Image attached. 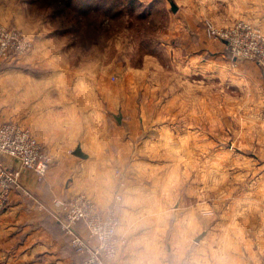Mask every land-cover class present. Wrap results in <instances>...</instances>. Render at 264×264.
<instances>
[{
    "label": "crops",
    "instance_id": "crops-1",
    "mask_svg": "<svg viewBox=\"0 0 264 264\" xmlns=\"http://www.w3.org/2000/svg\"><path fill=\"white\" fill-rule=\"evenodd\" d=\"M148 2L167 6L165 0ZM172 2L182 18L176 19L178 13L170 24L182 29L170 36L190 47L185 58L196 61L201 75L212 68L209 59L231 58L225 41L206 35V19L222 26L245 18L264 29V0ZM0 23L17 27L35 42L28 55L6 61L5 67L0 57V126L12 121L30 129L53 159L43 179L33 173L20 179L35 199L16 191L0 213V264H81L86 255L72 247L52 215L53 203L85 194L109 209L122 181L118 236L124 244L115 264H264V163L261 177L231 204L229 227L220 237L202 232L199 209L158 208V201L174 200V195L168 198L161 189L173 185L171 168L157 173L159 140L168 134L149 127L155 105L148 88L153 84L142 81L148 67H162L156 56H145V71L135 73L139 82L123 77L114 82L108 62L96 64L88 52L52 35L50 20L25 0H0ZM79 146L87 158L74 154ZM119 169L124 178L119 179Z\"/></svg>",
    "mask_w": 264,
    "mask_h": 264
},
{
    "label": "rangeland",
    "instance_id": "rangeland-1",
    "mask_svg": "<svg viewBox=\"0 0 264 264\" xmlns=\"http://www.w3.org/2000/svg\"><path fill=\"white\" fill-rule=\"evenodd\" d=\"M141 1L143 7L134 15H121L108 21L101 29V45L84 49L79 46V38H65L76 45L80 53L88 52L96 64L108 62L110 74L113 73L111 81L114 82H121V77L139 82L141 76L136 77V74L145 71L142 64L147 55L156 56L163 64L156 71L148 67L149 76L147 80L142 79L153 84L148 88L155 105L151 109L149 127L161 131L162 135L163 132L168 134L159 140L157 173L161 176L166 168H171L173 173L170 177L173 185L161 189L168 198L173 194L174 200L158 201L157 205L159 209L175 211L199 209L204 216L197 220L204 222L202 232L220 237L229 227V210L236 196H245L252 180L254 182L263 174L264 76L257 74L252 64L261 68L263 73L264 66L257 59L236 57L226 40L208 34L207 24L211 22L216 29H226L239 21H246L263 37L264 29L245 18L222 26L206 19V35L225 41L231 58L209 59L212 68L208 66L206 74L201 75V72L197 73L196 61L185 58L190 47H184L185 42L178 37L170 36L174 34L173 29H182L176 27V22L170 24L172 17L179 13L178 9H172L171 0H165L167 6L159 7H151L149 0ZM177 2L180 6V0ZM178 18H182L181 13ZM173 40L176 45L171 43ZM142 96L149 97L145 90H142ZM116 173L119 179L124 177L120 169ZM175 181L178 183L174 184ZM80 225L83 224L79 223L77 229L82 234ZM67 237L71 242L70 236ZM87 239L93 240L90 235ZM72 247L85 254L83 262L86 261L88 255Z\"/></svg>",
    "mask_w": 264,
    "mask_h": 264
},
{
    "label": "built area",
    "instance_id": "built-area-1",
    "mask_svg": "<svg viewBox=\"0 0 264 264\" xmlns=\"http://www.w3.org/2000/svg\"><path fill=\"white\" fill-rule=\"evenodd\" d=\"M207 32L226 40L236 57L257 59L264 66V37L248 22L239 21L226 29H216L208 22ZM34 47V40L20 29L0 23V57L4 61L28 55ZM9 160L15 162L14 167ZM52 163V157L30 129L12 121L3 123L0 126V213L8 207L11 195L16 191L34 200L32 191L24 188L20 179L25 173L43 179ZM123 186L122 181L109 209L100 208L85 194L54 201L53 216L70 236L72 245L88 255L82 264H112L120 255L124 242L118 236V208L123 200ZM79 223L84 225L92 241L78 231Z\"/></svg>",
    "mask_w": 264,
    "mask_h": 264
},
{
    "label": "trees",
    "instance_id": "trees-1",
    "mask_svg": "<svg viewBox=\"0 0 264 264\" xmlns=\"http://www.w3.org/2000/svg\"><path fill=\"white\" fill-rule=\"evenodd\" d=\"M25 1L33 5L40 15L50 20L53 26L52 35L77 37L79 46L84 49L102 44L101 29L106 27L111 18L134 15L138 8L143 7L141 0ZM146 15L145 13L144 16ZM5 62L1 66H7Z\"/></svg>",
    "mask_w": 264,
    "mask_h": 264
},
{
    "label": "water",
    "instance_id": "water-1",
    "mask_svg": "<svg viewBox=\"0 0 264 264\" xmlns=\"http://www.w3.org/2000/svg\"><path fill=\"white\" fill-rule=\"evenodd\" d=\"M172 7H173V10L176 11V6L175 4L172 2ZM74 154L78 157H81V158H87V155L85 153H83L82 149H81V146H79L76 151L74 152ZM201 238V237H200Z\"/></svg>",
    "mask_w": 264,
    "mask_h": 264
}]
</instances>
